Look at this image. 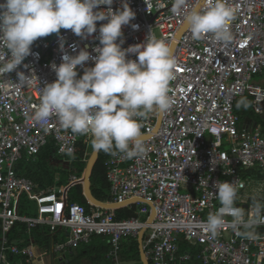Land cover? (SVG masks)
<instances>
[{
	"label": "built area",
	"instance_id": "built-area-1",
	"mask_svg": "<svg viewBox=\"0 0 264 264\" xmlns=\"http://www.w3.org/2000/svg\"><path fill=\"white\" fill-rule=\"evenodd\" d=\"M201 1L187 0L179 11H173V0H113L111 6L94 9L107 11L110 7L115 12L127 3L135 12V19L122 27L124 49L144 43L150 31L171 50L176 43L172 52L176 78L169 85L173 102L163 113L159 130V112L138 117L141 136H150L141 139L144 155L128 159L115 152L106 162L112 198L105 202L152 201L156 209L153 223H148L152 208L146 202H141L140 215L147 218H119L115 209L90 204L88 210L70 203L64 188L43 189L18 173L25 156L35 158L52 141L59 155L70 162L81 144L91 145V136L63 129L55 117L45 126L34 123L30 116L40 103L42 88L57 78L51 64L59 65L65 52L76 55L86 49L97 55L93 49L99 45V27L106 20L98 21L97 32L87 39L64 29L59 36L38 38L32 45L33 54L17 69L0 76V264H15V257L35 258L32 246L20 245L10 237L20 222L30 228L68 229V241L53 246L57 253L98 235L110 237L109 256L119 258L123 245L146 228L143 243L152 264H185L192 259L202 264H264V225L255 229L259 234L256 240L238 235L228 224L216 238L202 227L209 213L221 206L215 185L223 181L237 188L235 206L244 210L246 218L254 199L264 204V178L244 176L252 169L264 174L262 127L258 125L257 131L241 129L235 110L237 101L246 96L255 105L264 103V86L255 80L264 75V0H226L236 9V19L230 25L233 40L228 44L215 42L211 34L194 40L189 29L178 38L185 16ZM204 6L203 2L201 8ZM133 24L138 28L133 29ZM6 51L0 47V63L6 62ZM127 58L137 57L129 54ZM93 66L92 60L84 65ZM18 72L26 76L27 83L19 81ZM77 72L79 78L83 67L78 66ZM69 150L72 156L67 154ZM79 180L72 174L71 183ZM23 195L36 202V216L20 214ZM182 240L197 250L182 251Z\"/></svg>",
	"mask_w": 264,
	"mask_h": 264
},
{
	"label": "clouds",
	"instance_id": "clouds-1",
	"mask_svg": "<svg viewBox=\"0 0 264 264\" xmlns=\"http://www.w3.org/2000/svg\"><path fill=\"white\" fill-rule=\"evenodd\" d=\"M186 2L173 0V11L182 10ZM112 4L113 0H4L0 3V47L7 51L6 62L0 63V76L11 73L32 55V45L38 38L59 36L64 29L87 39L97 32V22L106 20L99 27V45L93 49L97 55L86 49L76 55L65 52L59 65L51 64L57 78L42 88L40 103L30 119L46 126L55 117L63 129L91 136L93 150L119 152L133 159L146 151L137 118L164 113L172 106L169 85L176 78V60L171 46L151 31L144 43L122 48V27L129 25L136 14L127 3L115 12L110 7L94 11L100 5ZM204 5L185 16L192 38L200 40L211 34L217 43H230L236 9L226 0H204ZM129 54L137 58L128 59ZM89 60L94 66L84 67ZM78 66L83 67L79 78ZM17 75L21 83H27L22 72ZM236 106L246 110L252 102L242 97ZM67 154L73 155L71 150ZM215 188L221 206L209 213L203 230L216 238L228 224L238 235L256 240L259 234L255 229L264 225V204L254 199L246 218L244 210L235 206L238 190L232 183L223 181Z\"/></svg>",
	"mask_w": 264,
	"mask_h": 264
},
{
	"label": "crops",
	"instance_id": "crops-1",
	"mask_svg": "<svg viewBox=\"0 0 264 264\" xmlns=\"http://www.w3.org/2000/svg\"><path fill=\"white\" fill-rule=\"evenodd\" d=\"M258 76H260L261 78H264V75L263 76L258 75ZM257 82L264 86V83H261L260 79ZM246 98L252 102V106L250 108H248L246 110L244 108L238 109L237 106L235 108L236 113L239 115V118H240V128L257 131V129H259L258 125H261V127H262L261 128V134L264 135V120L261 119L259 116H257L255 113L256 112L255 108L257 105L254 104L252 98H250L248 96H246ZM236 105H237V103H236ZM249 120L255 122L254 126L246 127V123ZM50 143L53 144V149H54V152L56 154L54 157H50V163L53 166H55L56 168L61 169L62 171L67 173L69 184H70L71 183V176H72V174H74L75 165H77L80 162H85V168H86L87 163H88V161H89V159H90V157L94 151L92 148V145H90L89 148H87L86 145L81 144L80 146L85 147L84 158L83 159L80 158L78 155L79 153L77 151V155L72 159V162H70V161H66L63 157H61L59 155L54 141H52ZM47 146H45L41 150V152L33 159H30L29 157L25 156L18 165V173L22 176H25L21 172L22 171V164L21 163L24 161L25 162L38 161L39 155H41L44 152V150ZM85 168H84V172H85ZM249 171L258 172L261 175V177L258 178V177H254V176H252V177L247 176L246 178H254L255 180H259V179L264 178V174L257 171V169L245 171L244 176H246V174ZM25 177H27V176H25ZM27 178H29V177H27ZM60 179H61L60 174H57L55 184L53 186L46 184L45 188H43V189L64 188V190H65V188L69 184L67 186H60L59 185ZM91 183H92V181H91ZM36 185L40 186V184H36ZM82 186H83V184H82ZM40 188H42V187L40 186ZM82 190H83V187H82ZM83 194H84V192H83ZM68 195H69V191H68ZM109 195H110L109 200H111V198H112L111 190L109 191ZM67 199L69 200V196ZM142 205L143 204L141 203V201H137V202L128 204L126 206L117 208L115 210L127 208V209L135 211L134 216H139ZM19 212L22 215H26V216H30V217L36 216L38 213L36 202L34 200H31L27 195H23L20 199ZM134 216H132V217H134ZM140 216L147 218L146 215H140ZM149 217L150 216H148V218ZM23 228H25V232L23 231ZM35 229H40V231H42L39 238H36L34 236ZM45 232H47V234H44ZM12 233L14 236V238L12 240L16 241L20 245L32 246L35 250V253H36L35 258L32 259L31 261H27L24 257H15L16 264H143L142 258H141L139 237L134 239L131 243L124 244L119 258H113V257L109 256V252L111 250L110 237L109 236L94 235L92 237L91 241L88 243H82L78 247H68V249H66L64 252L57 253V252H54V250H53L54 244L63 243V242L68 241V239H69V230L66 228H57L56 230L52 231L48 225H38L36 227L30 228L26 223L20 222L13 229V231L11 232V235H12ZM136 246H138V249H139V254H140L139 257L138 256L135 257ZM180 246H181L182 251H189V250L196 251L197 250V247L190 246L184 240H182L180 242ZM185 264H202V263L197 259H192V260L187 261Z\"/></svg>",
	"mask_w": 264,
	"mask_h": 264
},
{
	"label": "trees",
	"instance_id": "trees-1",
	"mask_svg": "<svg viewBox=\"0 0 264 264\" xmlns=\"http://www.w3.org/2000/svg\"><path fill=\"white\" fill-rule=\"evenodd\" d=\"M85 147L80 146L78 148V155L80 158H84ZM56 154L53 149V144L50 143L44 150V152L39 155V160L35 162H22V174L32 179L36 184H40L42 188H45L46 184L54 185L56 182V175L60 174L61 179L59 181L60 186H67L69 184L67 173L61 169L56 168L50 163V157H54ZM110 154H105L103 151L100 152L99 160L97 161L93 174H92V191L94 195L102 201H108L110 198L109 191L111 190V184L107 177V165L106 162L110 158ZM85 162H80L75 165L74 174L82 178L84 175ZM254 176L260 178L261 175L255 171H249L245 177ZM82 184H77L70 188L69 190V201L70 203H79L87 207L88 210L91 209L86 197L83 194ZM119 218H130L135 215L134 210L130 209H120L116 210ZM25 232V228H23ZM42 231L40 229H35L34 236L39 238ZM44 234H47L45 232ZM11 239L14 238L13 233L10 235ZM111 245V240H110ZM108 250V249H107ZM140 256L138 246L135 249V257ZM16 264L15 258H13Z\"/></svg>",
	"mask_w": 264,
	"mask_h": 264
},
{
	"label": "water",
	"instance_id": "water-1",
	"mask_svg": "<svg viewBox=\"0 0 264 264\" xmlns=\"http://www.w3.org/2000/svg\"><path fill=\"white\" fill-rule=\"evenodd\" d=\"M204 0L201 1L200 5L197 6L196 9H200L201 8V5L203 4ZM188 29V27L186 26V23L182 26V28L179 30L178 32V38H180L183 33ZM176 47V43L173 44L172 46V52L173 50L175 49ZM162 117H163V113H160V116H159V119H158V123H157V128H156V131L159 130L160 128V125H161V120H162ZM150 136L148 135H144V136H141V139H147L149 138ZM100 152H97V151H93L88 163H87V166L85 168V172H84V176L81 178V180H79L78 182H72L70 183L64 190V196L67 197L68 195V191L69 189L76 185V184H83V192H84V195L85 197L87 198L89 204H92L94 206H98V207H101V208H104V209H117V208H120V207H123V206H126L128 204H131V203H134V202H137V201H143V202H146L142 199H130L128 201H126L125 203H107L105 201H102V200H99L98 198L95 197V195L93 194L92 192V183H91V179H92V174H93V170H94V166L95 164L97 163V161L99 160V157H100ZM146 203H148L151 208H152V212H151V215L148 219V223H153L155 217H156V209H155V205L152 201H147ZM146 231V228L142 229L139 233V243H140V250H141V258H142V262L143 264H151L147 254H146V251L144 249V233Z\"/></svg>",
	"mask_w": 264,
	"mask_h": 264
},
{
	"label": "rangeland",
	"instance_id": "rangeland-1",
	"mask_svg": "<svg viewBox=\"0 0 264 264\" xmlns=\"http://www.w3.org/2000/svg\"><path fill=\"white\" fill-rule=\"evenodd\" d=\"M259 79H260V82L261 83H264V78H261L260 76H256L255 77V80L259 81ZM255 111H256L255 112L256 115L259 116L261 119L264 120V104L262 103V104L257 105L256 108H255ZM254 124H255L254 121L249 120L246 123V127H252V126H254Z\"/></svg>",
	"mask_w": 264,
	"mask_h": 264
}]
</instances>
